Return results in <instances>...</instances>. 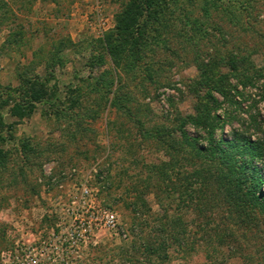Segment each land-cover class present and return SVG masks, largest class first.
Returning <instances> with one entry per match:
<instances>
[{
  "label": "rangeland",
  "instance_id": "obj_1",
  "mask_svg": "<svg viewBox=\"0 0 264 264\" xmlns=\"http://www.w3.org/2000/svg\"><path fill=\"white\" fill-rule=\"evenodd\" d=\"M128 3L130 0H0V93L11 88L19 94L24 77L45 76L48 70H54L52 83L63 93L77 85L81 75L120 74L130 92H125L130 105L137 109L133 110L136 114L128 115L103 106L95 120L82 111L81 128L67 118L47 117L42 109L18 121L13 141L4 146L8 160L5 167L0 166V254L17 241L45 240L57 242L59 249L48 253L59 264H264L262 216L254 222L260 223L258 229L236 220V226H231L233 240L225 236L223 241L210 242L213 232L224 234V213L220 208L209 209V213L194 210L184 202L185 196L176 195L173 200L163 196L165 185L155 186L154 172L169 163L170 156L166 147L156 138L145 137L140 129L176 138H181V131L194 138L205 136L188 117L196 114L200 101L208 100L209 86L201 91L195 86L217 85L225 79L231 85L244 83L231 75L227 56L231 44L225 47L222 33L216 30L212 33L215 40H201L196 51L169 36L170 47L178 49L180 58L163 47L155 48L154 55L142 62L154 66L149 75L142 71L124 75L109 57L104 66L91 71L86 63L102 53V40L115 28ZM188 5L192 17H199L196 6ZM196 5L199 7L198 2ZM253 5L251 17L264 21V0H255ZM219 18L212 27H222L224 35L235 37L244 49L262 45L242 71L251 76L252 65L264 69V42L259 36L254 35L257 40L250 38L252 34L245 37L236 28V11L231 17ZM256 27L264 34V22ZM233 47L237 50L236 44ZM199 53L213 68H204L206 75L194 60ZM261 79L250 83H264ZM239 89L245 92L236 97L240 107L210 91L222 103L220 115L232 113V123L216 129L218 137L231 138L233 127H251V118L258 114L264 123L259 91H245L241 85ZM256 133L255 138L263 136ZM199 142L207 145L205 139ZM26 146L31 151L26 152ZM105 212L117 216L116 228L105 225ZM158 228L166 230L156 233L157 238L168 241L166 260L143 246L154 239Z\"/></svg>",
  "mask_w": 264,
  "mask_h": 264
},
{
  "label": "trees",
  "instance_id": "obj_2",
  "mask_svg": "<svg viewBox=\"0 0 264 264\" xmlns=\"http://www.w3.org/2000/svg\"><path fill=\"white\" fill-rule=\"evenodd\" d=\"M254 2L255 0H130L127 8L118 15L115 28L102 40V53H98L86 63V67L93 71L95 67L104 66L105 57H109L115 68L120 69L124 75L134 76L138 71L149 75L155 71L154 66L151 62H142L154 55L152 52L155 48L163 47L171 56L180 58L178 49L170 47V41L167 39L169 36L178 40L179 44L189 45L188 48L196 51L203 40L208 43L215 40L216 35L212 33L216 30L222 33L221 41L225 47L229 48L228 45L231 44V50L227 51L231 75L239 81L243 79L244 83L231 85L225 82V79L224 83L217 85L196 83L195 86L197 91L209 86L208 100L200 101L196 106V114L188 117L189 122L203 130L205 136L194 138L184 131H181V138H176L174 134L161 136L158 131L140 127L145 137L156 138L159 145L166 147L167 155L170 156V162L158 167L154 172L157 178L155 186L165 185L163 196L171 200L176 195L185 196L184 202L194 210L199 208L209 213V209L220 208L224 213V234L221 236L217 231L213 232L210 242L223 241L225 236L233 240L231 226L235 225L236 220L240 225H252L255 229H258L260 223L254 222L261 220V216L264 220L263 116L258 114L252 117L251 127H243L241 130L233 127L231 138L218 137L216 129L221 128V124L232 123V113H225L222 117L219 113L222 103L213 98L210 92L213 90L223 96L224 102L240 107L236 97L244 96L245 92L239 89L241 85L245 91L248 88L259 91L256 94L261 102H264V83H250L264 79V69H256L252 65L254 73L251 76L242 71L250 62L251 54L261 52L262 45L255 43L254 48L244 49L240 43L234 41L235 37L227 38L220 30L222 27H212L216 25V19L231 17L236 11L239 15L235 22L236 28L244 33L245 37L252 34L250 38L255 40L256 36H259L263 43L264 34L256 26L264 21L251 17L255 9ZM188 4L196 6L199 17H192L194 13L190 10L188 12ZM234 44L237 45V50L234 49ZM194 60L202 75L207 73L204 68H212L202 61L200 53ZM56 62L60 63L61 59ZM54 76V70H48L45 76L24 77L19 94L11 88L5 91V94L0 93V166L6 165L8 151L5 147L13 141L12 132L18 121L33 117L41 109L47 117L67 118L79 128L82 127L85 116L80 113L82 111L87 112L86 116L94 120L103 106L105 108L110 105L128 115H132L133 110L137 111L134 105H130L131 98L125 94L130 92L122 83L123 77L120 74L113 76L102 73L97 77L91 74L87 77L81 75L79 83L69 86L65 93L57 84L52 83ZM5 95L8 97L4 98ZM11 119L18 120L11 123ZM252 129L255 130L254 133ZM259 131L263 136L255 138L254 135ZM167 137L169 139L166 140ZM198 138L205 139L207 145H201ZM25 149L26 152L30 150L27 146ZM182 175L183 179L180 178ZM153 184L150 182L148 186L152 187ZM137 213L141 211L137 210ZM242 214L244 217L239 219L238 216ZM164 231L166 232L164 228L155 229L154 239L143 242V246L147 252L157 253L166 260L168 241L157 238L156 235ZM158 240L163 242L159 243Z\"/></svg>",
  "mask_w": 264,
  "mask_h": 264
},
{
  "label": "built area",
  "instance_id": "obj_3",
  "mask_svg": "<svg viewBox=\"0 0 264 264\" xmlns=\"http://www.w3.org/2000/svg\"><path fill=\"white\" fill-rule=\"evenodd\" d=\"M105 225L109 229L116 228L117 216L114 213L105 212ZM56 249H59L57 242L17 241L15 245L1 252L0 264H59L58 258L48 253L49 251L54 253Z\"/></svg>",
  "mask_w": 264,
  "mask_h": 264
}]
</instances>
